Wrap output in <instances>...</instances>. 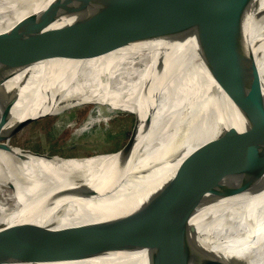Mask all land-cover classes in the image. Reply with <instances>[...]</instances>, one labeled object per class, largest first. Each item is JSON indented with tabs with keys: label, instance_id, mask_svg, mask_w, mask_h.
<instances>
[{
	"label": "bare ground",
	"instance_id": "bare-ground-1",
	"mask_svg": "<svg viewBox=\"0 0 264 264\" xmlns=\"http://www.w3.org/2000/svg\"><path fill=\"white\" fill-rule=\"evenodd\" d=\"M55 1L0 0V34L13 31L14 25L29 15L50 9ZM249 1L238 20L244 29L241 28L237 40L239 49L215 48L222 64L238 51L257 65L261 84L248 78L243 84L239 82L240 88L234 91H225L208 69L198 46V27L184 28L185 34L179 39H151L91 59L45 60L13 77L12 66L19 56L11 52L14 40L10 45L0 46V89L7 83L15 86L25 77L13 107L14 117L22 118L40 105L42 85L53 96H59V101L69 98L56 113L94 103L97 107L111 105L136 115L134 131L128 140L130 147L124 152L65 159L16 153L8 145L2 148L0 223L15 221L35 205L79 189L83 184L71 181L75 176H80L86 186L124 183L97 204L91 199L71 200L68 213L60 219L84 221L115 215L135 206L179 161L216 137L220 129L245 124L248 119L239 104L248 101L251 90L259 86L264 96V0ZM226 4H220L207 17L225 10ZM136 113L142 114L143 119ZM96 121L93 115L76 129L77 134L86 133ZM207 124L215 129L205 130ZM141 176L145 177L142 181H133ZM64 200H59L52 210ZM184 221L197 226L199 234L189 240L192 248L183 260L162 256L161 251L169 246L145 245L58 264H212L222 255L227 257L226 264H264V173L243 185L239 192L206 196L191 213L160 229H170ZM0 259V264H28Z\"/></svg>",
	"mask_w": 264,
	"mask_h": 264
},
{
	"label": "water",
	"instance_id": "water-1",
	"mask_svg": "<svg viewBox=\"0 0 264 264\" xmlns=\"http://www.w3.org/2000/svg\"><path fill=\"white\" fill-rule=\"evenodd\" d=\"M223 2L226 4L227 0H56L50 9L29 15L15 24L13 31L0 34V46L10 45L14 40L11 52L19 56L12 66L13 77L45 60L91 59L151 39H179L185 34L184 28L198 27L200 51L212 76L225 91L240 88L239 82L243 84L248 78L261 84L256 63L245 59L243 52H235L236 56L226 64L221 62L215 48L239 49L237 40L243 27L238 20L250 4L249 0H228L225 10L208 18ZM24 82L25 77L15 86L7 83L0 89V150L10 143L36 155L83 159L124 152L130 147L133 115L132 123L116 147L92 155H51L12 144L14 135L35 121L56 115L55 111L69 101V98L59 101V96H53L42 85L40 105L24 117L16 118L13 107ZM261 90L262 86L253 88L248 101L238 103L246 113L245 124L220 129L216 137L179 161L135 206L101 219L64 221L60 217L68 213L71 200L91 199L97 204L124 183L86 186L80 176H75L71 181L83 184L79 189L47 199L15 221L0 223V258L28 264H58L124 247L165 245L169 249L161 251L162 256L185 259L192 248L189 240L199 234L197 226L184 221L170 229L160 227L191 213L206 196L239 192L243 185L264 173ZM214 129L212 124L205 128ZM61 199L65 200L52 210Z\"/></svg>",
	"mask_w": 264,
	"mask_h": 264
},
{
	"label": "rangeland",
	"instance_id": "rangeland-1",
	"mask_svg": "<svg viewBox=\"0 0 264 264\" xmlns=\"http://www.w3.org/2000/svg\"><path fill=\"white\" fill-rule=\"evenodd\" d=\"M73 108L29 124L12 137L11 143L51 155L87 156L116 147L133 117L136 120L135 112L113 108L111 105L97 107L94 103H88ZM136 114L143 119L142 114ZM93 115L97 121L86 133L77 134L76 129ZM7 145L13 152H27L11 146L10 143ZM226 258L222 255L212 264H226Z\"/></svg>",
	"mask_w": 264,
	"mask_h": 264
},
{
	"label": "trees",
	"instance_id": "trees-1",
	"mask_svg": "<svg viewBox=\"0 0 264 264\" xmlns=\"http://www.w3.org/2000/svg\"><path fill=\"white\" fill-rule=\"evenodd\" d=\"M141 118V117H140Z\"/></svg>",
	"mask_w": 264,
	"mask_h": 264
}]
</instances>
